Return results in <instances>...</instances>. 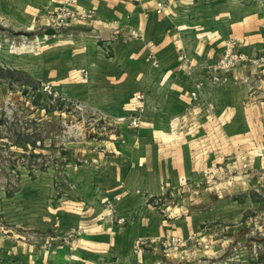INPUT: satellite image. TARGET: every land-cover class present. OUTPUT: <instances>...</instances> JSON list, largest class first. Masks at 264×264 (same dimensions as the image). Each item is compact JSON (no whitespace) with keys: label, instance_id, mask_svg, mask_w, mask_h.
<instances>
[{"label":"crops","instance_id":"0c3cea01","mask_svg":"<svg viewBox=\"0 0 264 264\" xmlns=\"http://www.w3.org/2000/svg\"><path fill=\"white\" fill-rule=\"evenodd\" d=\"M165 1L159 13L154 0H0L3 29L49 34L48 12H76L55 31L64 39L59 56L44 52L47 77L109 123L65 140L58 178L52 168L24 177L17 165L20 178L2 180L0 220L15 230L0 228V264H183L219 249L210 210L231 200L203 188L193 201L186 189L231 174L244 190L249 169L264 168V65L239 61L220 86L209 77L229 38L244 55L264 54L263 8L257 0ZM14 144L17 156L44 152L20 136Z\"/></svg>","mask_w":264,"mask_h":264},{"label":"rangeland","instance_id":"374dc122","mask_svg":"<svg viewBox=\"0 0 264 264\" xmlns=\"http://www.w3.org/2000/svg\"><path fill=\"white\" fill-rule=\"evenodd\" d=\"M257 2L263 8L264 16V0ZM63 8L70 9L63 6L47 13L50 26L59 33L73 18L68 16L57 20V14ZM44 29V26H40L35 30H13L0 26V168L8 166L10 169L7 176L3 173L0 175V184L3 181L13 184L15 179L20 178V173H16L17 165L27 168L28 173L25 171L24 177H33L30 171L34 169L48 171L52 168L56 170L58 178L57 170L62 173L66 162L65 140L87 138L98 130V122L104 124L105 128L109 124L105 122L106 119H100L101 112L91 110L79 99L65 93L67 89L63 86L50 82L47 77L49 63L44 52L50 47L56 48V57L59 56L58 52L64 48V44L61 45L64 39L55 38L57 32L51 37ZM74 37L73 41L76 40ZM228 42L235 41L229 38ZM234 56H237V64L247 61L253 66L264 65V54L247 56L235 47ZM82 72L87 73L86 69ZM17 136L22 137L23 142H28L30 148L39 146L44 152L37 154L33 149L17 156L14 144ZM257 173L253 175L249 169L244 190L239 189V181L231 174L212 176L205 184L188 185L187 192H184L193 201L201 199L203 188H211L207 194L212 199H230L231 202L227 200L224 205L213 206L210 210L216 211L217 220L211 223L215 225L212 240L215 246L219 245V249L199 260L195 259V254H188L183 264H264V168ZM226 184L231 190L227 189ZM197 190L198 194L195 193ZM191 192L195 194L194 198ZM238 214L243 215L238 217ZM0 228L10 232L15 230V226L1 220Z\"/></svg>","mask_w":264,"mask_h":264},{"label":"built area","instance_id":"2783aa9c","mask_svg":"<svg viewBox=\"0 0 264 264\" xmlns=\"http://www.w3.org/2000/svg\"><path fill=\"white\" fill-rule=\"evenodd\" d=\"M156 4V10L159 13H162L166 7L167 2L165 0H154ZM87 15V14H85ZM74 17L76 16V12L73 10H67L66 8H63L58 14H57V20H60L64 17ZM107 53H110V48H106ZM235 52V42H228L226 54L209 70V77L210 82L213 86H220L222 84H225L228 82L229 78L227 75V70L231 68H235L237 65V56H234ZM242 57V56H241ZM204 88L203 82H198L195 86L194 91H192V96L197 97L199 95V90H202ZM137 100L139 101V111L140 113L144 110V94L138 93L136 95ZM141 118L138 116L133 117L132 124L134 126H138ZM121 197H117V200H120ZM114 200L109 202V207L112 208L114 206ZM172 241L182 243V240L179 238H173Z\"/></svg>","mask_w":264,"mask_h":264},{"label":"water","instance_id":"95a60500","mask_svg":"<svg viewBox=\"0 0 264 264\" xmlns=\"http://www.w3.org/2000/svg\"><path fill=\"white\" fill-rule=\"evenodd\" d=\"M55 31H56L55 29H51V30H48V33H49V34H54Z\"/></svg>","mask_w":264,"mask_h":264}]
</instances>
